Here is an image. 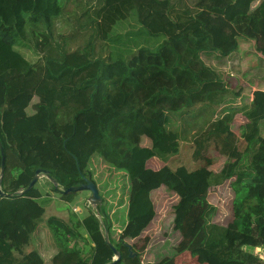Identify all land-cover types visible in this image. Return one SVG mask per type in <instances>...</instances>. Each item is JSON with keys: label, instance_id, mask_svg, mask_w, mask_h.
Masks as SVG:
<instances>
[{"label": "trees", "instance_id": "16d2710c", "mask_svg": "<svg viewBox=\"0 0 264 264\" xmlns=\"http://www.w3.org/2000/svg\"><path fill=\"white\" fill-rule=\"evenodd\" d=\"M214 53L249 85L264 84V0H0L1 189L13 195L0 197V264H109L113 249L91 241L100 233L119 251L116 264H175L146 262L128 244L130 258L126 247L154 221L152 191L163 186L179 196L178 252L264 264L255 253L264 249V90L247 102L206 64ZM212 152L226 160L219 171ZM48 176L63 190L88 179L102 200L99 186L114 183L133 229L114 244L117 215L108 217L104 201L83 218H46L72 195ZM227 182L225 223L208 198Z\"/></svg>", "mask_w": 264, "mask_h": 264}, {"label": "rangeland", "instance_id": "374dc122", "mask_svg": "<svg viewBox=\"0 0 264 264\" xmlns=\"http://www.w3.org/2000/svg\"><path fill=\"white\" fill-rule=\"evenodd\" d=\"M241 54L246 55L247 59L253 57L251 54H247V52L252 48V45L246 44L242 46ZM27 56L30 54L25 52ZM29 54V55H28ZM218 53H214L211 58H204L206 64L210 66H214L218 68L220 72H223L226 80L228 82H232L231 87H236V84L241 85L246 90L247 95H251L254 97L253 89H257V87H261L260 89L264 90V84H257L255 86L249 85L245 79L242 77L234 74L230 70V64L227 60L217 59L216 56ZM239 63L243 66L244 71L248 72V65L243 62L240 58H238ZM256 61V60H255ZM257 62V61H256ZM27 68V64L23 65V69ZM250 74V73H248ZM231 78V79H230ZM233 79H236L235 82ZM234 82V83H233ZM248 84V86H246ZM241 88L243 89V87ZM246 95V101L249 102V96ZM245 123V119L241 118L239 120V124L243 125ZM262 128V135L264 136V124L261 126ZM241 137V133L239 132ZM241 148H244V142L241 143ZM212 159L213 165L210 167L213 171H219L225 163V159L220 157L217 153L212 152ZM154 169H157L160 165L153 164ZM230 182H227L224 186L219 188H215L210 193V197L208 201L210 203L216 204L221 209V214L217 218V220L225 222L232 210V200L234 198V193L232 191V186ZM140 185L139 181H135L133 186L134 190H136ZM114 183H104L100 185V192L105 200H102V205L104 201L103 209L107 210L109 214V218H111L110 213L113 209H117V218L114 222L117 226L116 228H126L128 225V217H127V207L126 204L120 202V195L121 191L119 190L120 187H116ZM126 190V189H123ZM88 191H79L74 192L72 195L67 197V201L69 205H66L67 208L70 209V213L76 214L79 218H83L88 214V207L90 206L92 209L93 207L89 205L87 202ZM152 199L154 201L155 209H156V217L152 224L144 231L143 235L140 237V240L135 245V251L141 255V259L145 260L146 262H157L163 259L164 257L173 258L175 260V264H211L210 257L206 252L199 253L198 255L194 254L191 250H184L178 252L177 248L183 237L180 232L174 229V205L178 202L179 196L170 190L168 187H161L159 189L152 191ZM66 201V200H65ZM207 201L203 200L199 207L197 208V216L200 215L203 207ZM58 203V200L55 201ZM101 205V206H102ZM75 208V211L73 209ZM52 210V209H51ZM97 211V208L94 209ZM227 223V222H225ZM118 230L114 231V235ZM121 235L123 237L127 236V233L122 232ZM190 240L192 241V247L197 246L199 242V235L197 234H189ZM102 240H104L102 238ZM105 241L107 242V237L105 236ZM127 244H134V241L131 238L126 239ZM251 251L250 248H247ZM145 254V258L143 257ZM256 254L259 256L261 255L262 259L264 260V251H259Z\"/></svg>", "mask_w": 264, "mask_h": 264}, {"label": "water", "instance_id": "95a60500", "mask_svg": "<svg viewBox=\"0 0 264 264\" xmlns=\"http://www.w3.org/2000/svg\"><path fill=\"white\" fill-rule=\"evenodd\" d=\"M1 154H2V165H1V173H0V197L2 198H8V197H12V194H5L2 191V181H3V177H4V173H5V155H4V150L3 147L1 146ZM41 174H42V170H38L36 172V175L33 179V181L31 182V184L29 185V187L22 191L21 193H19L20 195H24L29 193L35 186V184L39 181V179L41 178ZM48 179L51 183L54 184L55 189L59 190L65 194H69V193H74V192H79V191H88L90 192V196L88 198V202L89 204L93 207V209H96L98 207H100L102 205V198L101 195L99 193V190L97 188V186L90 180L86 179L83 185L80 186H75V187H71L69 189L63 190L60 189L59 184L57 183V181L55 179H53L52 177L48 176ZM107 244L109 245V247H111V249H113L114 251V259L112 260L111 263L109 264H116L120 261L121 259V255L119 253V251H117L109 242V239L107 238ZM126 247L129 250V256L130 258H134L137 256L136 253L133 252L132 248L130 245L126 244Z\"/></svg>", "mask_w": 264, "mask_h": 264}, {"label": "crops", "instance_id": "0c3cea01", "mask_svg": "<svg viewBox=\"0 0 264 264\" xmlns=\"http://www.w3.org/2000/svg\"><path fill=\"white\" fill-rule=\"evenodd\" d=\"M240 86H242V85H240ZM246 86H248V84H246ZM243 87V86H242ZM258 88V90H260V87H257ZM243 89H244V87H243ZM263 90V89H262ZM244 93L245 94H247L246 93V90L244 89ZM250 98H249V100L250 101H252L253 100V96H251V95H248ZM88 200V199H87ZM88 202V201H87ZM89 203V202H88ZM66 205H69V203L67 202V201H64V200H59L58 201V203H54L51 207H49L48 208V210H47V212H46V218H49V217H51V216H56V217H59V218H62V219H64V220H68L69 219V214H70V209L69 208H67V206ZM52 209V210H51ZM75 209V208H74ZM73 209V210H74ZM117 209H113V211H112V216H113V219H114V217H115V215H117ZM117 226L115 225L114 226V230H118L117 232H116V234L114 235L113 234V236L111 237L112 238V240H113V242H114V244L116 243H118L119 241H122V240H125V238L126 237H123L122 235H121V233L122 232H125V233H127V235H128V233L133 229V226L131 225V224H129L128 226H126V229H124V228H122V229H120V228H116ZM105 234L104 233H100V234H97V235H95V236H93L92 238H91V241H92V244H94V245H96V244H99V243H106L105 242ZM107 237V236H106ZM102 238L104 239V240H102ZM134 241V240H133ZM127 243V242H126ZM138 242L137 241H134V244H133V246H134V249H135V245L137 244ZM131 245V244H130ZM259 251H264V249H256L255 250V253H257V252H259ZM114 257H115V255H114ZM114 257H113V259H114ZM144 258H145V254H144V256H143ZM261 257V256H260ZM112 259V260H113Z\"/></svg>", "mask_w": 264, "mask_h": 264}, {"label": "built area", "instance_id": "2783aa9c", "mask_svg": "<svg viewBox=\"0 0 264 264\" xmlns=\"http://www.w3.org/2000/svg\"><path fill=\"white\" fill-rule=\"evenodd\" d=\"M242 85V84H241ZM261 90V89H260ZM254 91V92H253ZM256 91H259L258 88L257 89H253L252 92L255 93ZM254 98V97H253ZM261 256V255H260ZM262 257V256H261Z\"/></svg>", "mask_w": 264, "mask_h": 264}]
</instances>
